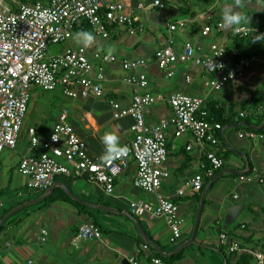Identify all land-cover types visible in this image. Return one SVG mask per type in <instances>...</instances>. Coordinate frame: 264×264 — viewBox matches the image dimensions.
Listing matches in <instances>:
<instances>
[{"label":"crops","instance_id":"obj_1","mask_svg":"<svg viewBox=\"0 0 264 264\" xmlns=\"http://www.w3.org/2000/svg\"><path fill=\"white\" fill-rule=\"evenodd\" d=\"M12 1L8 2L13 6L15 4ZM40 1L48 4L50 0ZM127 1L132 6H136L138 2ZM226 3L233 4L234 1L210 0L201 8L192 4V7H189V14L185 13L182 7H176L171 12L163 14L158 12L160 11L158 8L150 7L147 16L137 11V22L145 24L144 31L140 33H146L144 37L146 43L137 38L124 41L118 39L119 47L112 53L118 57V61L107 63L105 66L104 95L78 99L83 101L77 112L78 120L72 119L68 111L69 121L76 133L87 143L89 153L94 157H104L105 146L101 138L106 132L115 134L121 146L132 141L133 117L114 118L109 99H117L123 106L131 104L135 91L124 82L125 76L129 73L122 68L121 60L143 57L148 63L146 73L150 82L148 90L151 92H160L167 96L186 93L205 97L207 102H216L223 107L227 116H235L221 131L223 142L221 141L218 150L221 149V154L224 155L223 168L213 178H205L201 192H188L183 197L177 194V188L196 173L203 171L208 161L200 147L194 145L191 150L187 149L192 139L190 133L178 138L174 136L172 127L167 131L169 156L166 167L170 171V176L163 181L161 191L179 205V214L185 218L180 241L170 243L171 231L165 218L149 219L130 211L129 203L133 200L154 201L153 194L134 185L137 165L133 160L117 176L115 191L111 195H107L100 185L84 177L59 176L52 191L27 187V180L20 173L19 164L24 156L37 154L30 148L27 130L30 126H35L42 136L48 137L57 122L53 123L47 133L44 123L32 118L27 121L32 100V105L35 106L41 96V88L34 86L30 90L29 108L17 146L14 149H5L0 155V222L17 206L45 197L36 201L35 203L39 202L37 205L31 203L29 204L31 207L27 205L23 210L20 209L23 213L14 214L13 221L5 230L0 227V264H27L28 258L35 260L36 264H131L129 262L131 257H137L140 264H153L151 258L158 257L155 252L165 257L173 256L179 246L193 237L194 232L195 243L187 246L189 248L184 258L177 264H237L242 255L250 254V250L264 252V244L260 243V235L264 234V184L239 180L242 173L264 174V142L257 138L239 136V132L246 130L245 127L248 126L242 120L246 118H239L240 112L248 113V117L252 116L253 128L259 119L256 113L260 114L262 111L264 69L261 66H254L236 82H230L220 90H212L209 82L214 75L203 71L193 61L179 62L174 75L168 77L154 60L155 51L168 44L181 51L187 43H191L198 52L209 53L211 45L217 42L224 45L230 54H235L237 46L234 42L236 37L234 29L214 27L209 34L203 33L206 25L214 26L218 21L222 22L221 8ZM186 4L189 5V1ZM245 4L244 12L251 17V23L247 25H260L261 33H264V16L256 18V21L254 17V13L264 10V0L252 2L245 0ZM202 13L211 14V20L197 19ZM167 14L172 17L171 21H166ZM157 16L165 17L168 34L161 30ZM181 20H185L184 26L178 23ZM174 23L177 24L176 29L170 30V24ZM178 30L180 33L176 35L175 32ZM80 31L83 30L77 32ZM249 41L243 39V44L248 45ZM259 43L264 45V41ZM113 47L105 46L99 52H108V49ZM94 52H98V49L89 46V58L92 62L98 63L93 56ZM188 75L192 77L191 82L186 80ZM261 98L263 102L258 104L255 112L254 107ZM171 115L172 110L168 104L157 103L148 108L146 121L153 125L161 118ZM62 191L69 198L63 199ZM50 194L55 200L48 205L45 199ZM76 202H81L82 205H77ZM88 203L109 206L121 212L107 211L89 206ZM89 213L94 214L99 220L103 238L82 240L76 246L73 241L75 234L83 224L92 222ZM138 226L156 247L146 240ZM42 229L48 231L46 241L40 239ZM221 232L237 238L241 242L240 250L230 253L227 247L220 245ZM145 243L150 246L148 250L143 249ZM251 263L253 264L254 260H251Z\"/></svg>","mask_w":264,"mask_h":264},{"label":"built area","instance_id":"obj_2","mask_svg":"<svg viewBox=\"0 0 264 264\" xmlns=\"http://www.w3.org/2000/svg\"><path fill=\"white\" fill-rule=\"evenodd\" d=\"M12 2L15 5L0 0V155L5 149L17 146L32 87L37 86L45 91L61 89L63 95L71 99L104 95L105 66L116 63V55L106 58L108 52H94L93 56L98 61L94 63L88 56V47H66L53 54L49 50L51 45L65 43L74 33L86 27L103 38H109L111 30L119 26H125L128 34L136 35L145 28L144 23L137 22V11L147 16L150 7L159 10L166 7L162 0H138L136 6L127 0H50L48 4L40 0ZM211 18L209 13L197 16L201 21H210ZM178 23L184 26L185 20ZM220 25V21L214 26L208 24L203 33L209 34L214 27L222 29ZM169 27L175 30L177 24H170ZM261 32L260 25H242L240 32L237 34L234 31V35L251 41L253 35ZM154 60L168 77L174 75L179 62L193 61L200 69L214 75L209 82L212 90H220L228 83L236 82L254 66L264 69L263 54L234 59V54L217 42L211 45L209 53L198 52L191 43H187L181 51L168 44L155 51ZM121 66L129 73L124 82L135 91L128 106L121 105L117 99H109L114 118L132 116L134 119L131 125L134 137L122 146L125 149L123 154L107 159L92 156L87 143L69 121L68 110L64 108L48 137L42 136L35 126L28 128L30 148L37 154L24 156L19 171L31 189L50 191L59 176L84 177L111 195L115 191L117 176L133 160L137 165L134 185L153 194L154 201L133 200L129 203V209L137 216L165 218L171 231L170 243L175 244L182 238L185 218L179 214V205L161 191L163 181L170 176L166 167L169 156L167 131L172 127L174 136L178 138L190 133L192 139L187 149L191 150L194 145L200 147L208 161L203 171L177 188V194L183 197L188 192H201L205 178H213L223 168L225 160L218 150L221 139L217 132L224 130V125L217 120L207 119L205 97L186 93L167 96L148 90L150 82L145 58H125L121 60ZM186 80L191 82L192 77L188 75ZM157 103L168 104L172 115L151 125L146 121V112ZM239 116L247 118L248 113L240 112ZM239 136L264 142V132L242 130ZM239 180L264 184V174L242 173ZM47 237L48 231L42 229L41 241H46ZM102 238L101 229L95 223L87 222L75 234L73 241L78 246L82 240ZM219 238L220 245L227 247L230 253L240 250L241 242L237 238L226 232H221ZM149 248L148 244L143 245L144 250ZM249 253L253 257V264H264V252L250 250ZM129 262L140 264L137 257L129 258ZM151 262L164 264L159 257H152ZM27 264L36 262L28 258Z\"/></svg>","mask_w":264,"mask_h":264},{"label":"rangeland","instance_id":"obj_3","mask_svg":"<svg viewBox=\"0 0 264 264\" xmlns=\"http://www.w3.org/2000/svg\"><path fill=\"white\" fill-rule=\"evenodd\" d=\"M5 1L7 3V1L9 0H5ZM162 1L165 2L166 7L164 11H161V10L158 11L161 14L168 13L169 11L171 12L176 7L184 8L185 13L189 14L190 13L189 7H192V4H196L197 8H201L203 5L208 4L210 0H206V1L205 0H196V1L195 0L194 1L193 0H162ZM188 1H189V5L186 4V2ZM157 17L159 18L158 23H159L161 30H163L165 33L168 34L167 23L165 22L164 18L166 17L165 18L167 19L166 21H171L172 17L169 14H167L163 18L161 16H157ZM126 30L127 28L125 26H119V27L113 28L111 30V35H110L111 37L109 39L103 38L102 36H97L92 31H89L95 37V40L92 46L101 50L105 46L110 47L112 45L114 46L113 48L115 49V51H117V48L119 47L117 43L118 39L120 41H124L129 38L131 39L137 38V39H140L143 43H146L144 42V37L146 33H140L137 35H129ZM179 33H180L179 30L175 32L176 35H178ZM75 34L76 33H74L71 39L67 40L63 44L51 45L49 50L54 54V53L63 51L66 47H76L78 45H82V44L76 43ZM115 36H118V37L115 38ZM40 90H41L40 91L41 96L38 100V104L33 106L32 105L33 100L30 104L27 121H29L32 118V119L37 120L39 123H44L46 127V132L48 133L51 130L53 123H55L58 120L59 111L64 108L69 111L70 115L72 116V119L78 120L77 112L83 103L82 100H78V99L75 100V99L66 97L65 95H63L61 89H57L53 91H45L42 89ZM38 203H35L33 205H37ZM28 207H31V205H28ZM22 213L23 211H18L17 214H22ZM260 236H261L260 243L264 244V234Z\"/></svg>","mask_w":264,"mask_h":264},{"label":"trees","instance_id":"obj_4","mask_svg":"<svg viewBox=\"0 0 264 264\" xmlns=\"http://www.w3.org/2000/svg\"><path fill=\"white\" fill-rule=\"evenodd\" d=\"M263 16H264V10L260 13H254L255 21L257 19H259L260 17H263ZM88 30H89V28L86 27L83 31H88ZM234 42H235V45L237 46V52L234 54V59H237V58L242 57V56L253 55V54H259V55L263 54L264 55V45L259 43V42L252 43L251 41H249V44L245 45V44H243V39H240L239 37H235ZM262 102H263L262 98L257 101V103L254 107L255 112H257L256 109L258 107V104L260 105V103H262ZM205 110L207 112V119L218 120L223 125L230 123L235 117L233 115L227 116L224 108L221 107L216 102H207ZM256 115H258L259 119L257 121V124H255V126L257 128H260V129L251 128V124L254 125L253 123H251L252 116H249L246 119H242L240 117L239 118L244 120V122L248 125L245 127L246 130H253L256 132H264V127H261L264 123V102H263V108H262L261 113L260 114L256 113ZM217 134L220 137L221 141L223 142V136H222L221 131H218ZM219 152H221V149L219 150ZM222 156L224 157V155H222ZM51 194L45 199V202L48 205L55 200V198L53 196H51ZM62 194H63V197H62L63 199L69 198V196L66 195L65 192L62 191ZM76 204L82 205L81 202H76ZM108 205H110V204H108ZM23 209L24 208H22L21 210H23ZM21 210H19V211H21ZM17 213H18V211L14 214H17ZM14 214H12L11 216H9L7 218V220L4 222V224L2 226V230H5L7 228V226L13 221ZM89 217L93 223H95L98 227H100L102 229V226L100 225L99 220L96 218V216L94 214L89 213ZM188 248L189 247H185V248L181 249L180 251H178L176 254H174L171 257H165L163 254H161L159 252H155V254L161 260H163V262L165 264H177L179 261H181L184 258V254ZM251 260H253L252 255L244 254L239 258V260L237 261V264H252ZM228 263H229V259H228Z\"/></svg>","mask_w":264,"mask_h":264},{"label":"clouds","instance_id":"obj_5","mask_svg":"<svg viewBox=\"0 0 264 264\" xmlns=\"http://www.w3.org/2000/svg\"><path fill=\"white\" fill-rule=\"evenodd\" d=\"M246 7L245 0H234L233 4H224L221 8V25L223 29H234L235 33L240 32V26L251 23V17L244 12ZM95 37L89 31H80L75 34V41L78 44H82L85 47H89L94 43ZM258 41H264V33H257L252 36L251 42L256 43ZM101 51L98 49V53ZM114 48L108 49V56L106 58H112ZM53 139H56L53 137ZM102 143L105 146L104 157L114 158L123 154L125 149L119 144V138L111 133L106 132L101 138Z\"/></svg>","mask_w":264,"mask_h":264},{"label":"water","instance_id":"obj_6","mask_svg":"<svg viewBox=\"0 0 264 264\" xmlns=\"http://www.w3.org/2000/svg\"><path fill=\"white\" fill-rule=\"evenodd\" d=\"M245 124H246V123H245ZM246 125H247V124H246ZM252 127L255 128V129H260V128H257V127H254V126H252ZM261 127H264V123H263V125H262ZM54 187H55V186H54ZM54 187L51 189V191L54 189ZM69 194H70L72 197H74L73 194H71V193H69ZM44 197H45V196H44ZM44 197H41V198L36 199V200L28 201V202H26V203H23V204L17 206L16 208L12 209L11 211H9V212H8V213L2 218V220H1V222H0V227L3 226L4 222L7 220V218H8L9 216H11L12 214H14V213L17 212L18 210L22 209L23 207H25V206H27V205H29V204H31V203H35L36 201H39V200H41V199H43ZM88 205H89V206H93V207H100V208H102V209H104V210H107V211L121 212V211L118 210V209L111 208V207H109V206H105V205H103V206H97V205L90 204V203H88ZM124 213L130 215V213H128V212H124ZM138 228H139V230L141 231V228H140L139 226H138ZM195 230H197V227H196ZM141 234L145 237V235L142 233V231H141ZM195 236H196V232H194V235H193V237H192L190 240H188L187 242H185L184 244H182L181 246H179V247L175 250V253L178 252V251H180L181 249H183V248H185V247H187V246H189V245L195 243ZM145 238H146V240H147L151 245L155 246V243H154L152 240H150V239L147 238V237H145ZM155 247H156V246H155Z\"/></svg>","mask_w":264,"mask_h":264}]
</instances>
